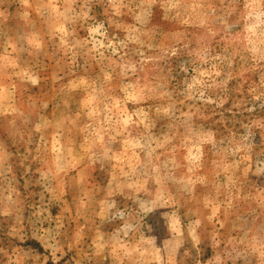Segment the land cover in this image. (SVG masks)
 <instances>
[{"label":"rangeland","instance_id":"rangeland-1","mask_svg":"<svg viewBox=\"0 0 264 264\" xmlns=\"http://www.w3.org/2000/svg\"><path fill=\"white\" fill-rule=\"evenodd\" d=\"M233 78L264 92V0H0V264H264Z\"/></svg>","mask_w":264,"mask_h":264},{"label":"trees","instance_id":"trees-1","mask_svg":"<svg viewBox=\"0 0 264 264\" xmlns=\"http://www.w3.org/2000/svg\"><path fill=\"white\" fill-rule=\"evenodd\" d=\"M181 60L182 57L179 59V62ZM233 79L235 80L230 82V89H228V94L226 95L228 100L223 106V109L225 110V120L233 121L239 127L242 126V124L251 123L255 119H263L264 121V92L259 94L256 99L246 95V91H242L243 94H239L238 91H234L233 86H235L240 80L236 78ZM236 99L240 100V106H235L234 100ZM242 100H245L244 104H241ZM217 126L218 124H215L214 129L218 132L220 127L218 128ZM228 136L229 133L225 125V137Z\"/></svg>","mask_w":264,"mask_h":264}]
</instances>
